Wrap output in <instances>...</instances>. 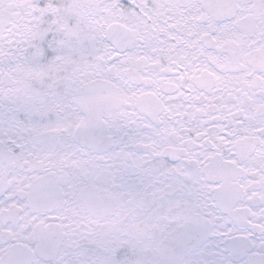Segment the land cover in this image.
<instances>
[{
    "label": "snow or ice",
    "instance_id": "1",
    "mask_svg": "<svg viewBox=\"0 0 264 264\" xmlns=\"http://www.w3.org/2000/svg\"><path fill=\"white\" fill-rule=\"evenodd\" d=\"M0 264H264V0H0Z\"/></svg>",
    "mask_w": 264,
    "mask_h": 264
}]
</instances>
